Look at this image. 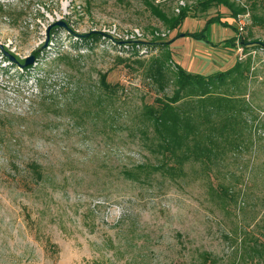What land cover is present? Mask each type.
Masks as SVG:
<instances>
[{
  "label": "rangeland",
  "instance_id": "obj_1",
  "mask_svg": "<svg viewBox=\"0 0 264 264\" xmlns=\"http://www.w3.org/2000/svg\"><path fill=\"white\" fill-rule=\"evenodd\" d=\"M151 1L188 17L172 29L142 0H0V264H264V0H227L235 17ZM178 68L244 100L228 114L241 112L232 137L246 147L137 184L123 170L156 159L145 106L172 98ZM192 100L199 115L196 99L179 103Z\"/></svg>",
  "mask_w": 264,
  "mask_h": 264
},
{
  "label": "trees",
  "instance_id": "obj_2",
  "mask_svg": "<svg viewBox=\"0 0 264 264\" xmlns=\"http://www.w3.org/2000/svg\"><path fill=\"white\" fill-rule=\"evenodd\" d=\"M142 1L145 8L166 22L172 29L180 27L188 17V9L181 8L175 17L167 19L158 5H155L151 0ZM211 2L225 4L230 9L232 17L244 12L242 9L236 10L227 0H205L202 5L207 8ZM221 18L220 15H217L208 21V25H220ZM192 35L194 36V34ZM98 39L97 32L83 36V40L90 44ZM126 43H131L133 46L135 44L132 41ZM246 44L243 42V45ZM163 69V65L158 61L154 68L157 78L163 77ZM224 73L226 72L218 73V77L221 78ZM177 76L178 90L175 91L172 98L168 101H161L157 107L145 106L142 144L145 149L156 154V159L154 163L144 161L123 170L124 177L137 184L150 185L155 172H158L162 177L168 176L173 179L182 176L184 175V164L190 160L209 169L212 165L222 161L224 155L222 151H225L227 146L235 151L246 147L242 146L243 142L232 137L241 132L239 129H242V125L246 126V123L241 122V112L238 115L228 114L235 105L244 104V100L232 99L219 93L220 90H216L215 87L208 88V80H212L214 76L191 74L181 68L177 69ZM102 85L104 88H108L104 78H102ZM105 91L109 95L113 93V90ZM187 98L197 100L199 108L202 110L199 115L196 113L197 108L193 100L185 105L179 103ZM209 107L214 110L211 112ZM211 116L215 119L217 117L216 120H221V122L212 120ZM198 118H202V120ZM222 138L223 140L220 141ZM225 146L226 148H224ZM27 167L34 178L41 179L42 171L38 163L32 162ZM217 194L222 199L232 198L224 187L220 188ZM253 250L260 251L257 244L254 245Z\"/></svg>",
  "mask_w": 264,
  "mask_h": 264
},
{
  "label": "water",
  "instance_id": "obj_3",
  "mask_svg": "<svg viewBox=\"0 0 264 264\" xmlns=\"http://www.w3.org/2000/svg\"><path fill=\"white\" fill-rule=\"evenodd\" d=\"M57 25H62V24H57ZM32 61H33V58H30V59L26 60L25 64H26V65H27V64L29 65V64L32 63Z\"/></svg>",
  "mask_w": 264,
  "mask_h": 264
},
{
  "label": "built area",
  "instance_id": "obj_4",
  "mask_svg": "<svg viewBox=\"0 0 264 264\" xmlns=\"http://www.w3.org/2000/svg\"><path fill=\"white\" fill-rule=\"evenodd\" d=\"M240 22H241V21H239V25H240ZM239 28H240V27H239Z\"/></svg>",
  "mask_w": 264,
  "mask_h": 264
}]
</instances>
